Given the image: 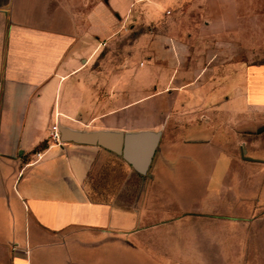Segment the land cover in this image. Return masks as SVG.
I'll return each mask as SVG.
<instances>
[{
    "label": "crops",
    "instance_id": "0c3cea01",
    "mask_svg": "<svg viewBox=\"0 0 264 264\" xmlns=\"http://www.w3.org/2000/svg\"><path fill=\"white\" fill-rule=\"evenodd\" d=\"M262 44L264 0H0V264H264Z\"/></svg>",
    "mask_w": 264,
    "mask_h": 264
},
{
    "label": "water",
    "instance_id": "95a60500",
    "mask_svg": "<svg viewBox=\"0 0 264 264\" xmlns=\"http://www.w3.org/2000/svg\"><path fill=\"white\" fill-rule=\"evenodd\" d=\"M59 132L61 142L100 146L120 155L141 175L147 174L160 139L159 131L117 133L108 130H77L60 125Z\"/></svg>",
    "mask_w": 264,
    "mask_h": 264
},
{
    "label": "rangeland",
    "instance_id": "374dc122",
    "mask_svg": "<svg viewBox=\"0 0 264 264\" xmlns=\"http://www.w3.org/2000/svg\"><path fill=\"white\" fill-rule=\"evenodd\" d=\"M252 51H253L252 54H250V56H249L250 60H253L255 62H260V61L264 62V44H262L261 46L252 47ZM238 151H239V149H238ZM132 197H133V194H132ZM132 197L129 198V199H132V200L131 201L129 200L126 203H132V201H133Z\"/></svg>",
    "mask_w": 264,
    "mask_h": 264
},
{
    "label": "built area",
    "instance_id": "2783aa9c",
    "mask_svg": "<svg viewBox=\"0 0 264 264\" xmlns=\"http://www.w3.org/2000/svg\"><path fill=\"white\" fill-rule=\"evenodd\" d=\"M49 138L51 141L60 142L59 126L57 124H53L51 126ZM35 156L39 158L41 156V152L40 151L36 152Z\"/></svg>",
    "mask_w": 264,
    "mask_h": 264
},
{
    "label": "trees",
    "instance_id": "16d2710c",
    "mask_svg": "<svg viewBox=\"0 0 264 264\" xmlns=\"http://www.w3.org/2000/svg\"><path fill=\"white\" fill-rule=\"evenodd\" d=\"M47 146V142L46 141H44V142H42L40 145H39V147L38 148H45ZM37 148H35V150H36Z\"/></svg>",
    "mask_w": 264,
    "mask_h": 264
}]
</instances>
